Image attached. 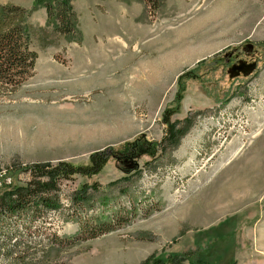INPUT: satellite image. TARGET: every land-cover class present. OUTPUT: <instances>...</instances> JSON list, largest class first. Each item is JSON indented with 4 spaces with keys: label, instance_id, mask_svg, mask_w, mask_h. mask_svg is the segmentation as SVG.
I'll list each match as a JSON object with an SVG mask.
<instances>
[{
    "label": "rangeland",
    "instance_id": "374dc122",
    "mask_svg": "<svg viewBox=\"0 0 264 264\" xmlns=\"http://www.w3.org/2000/svg\"><path fill=\"white\" fill-rule=\"evenodd\" d=\"M38 1L0 0V17L30 13L38 55L34 76L0 93V195L32 165L108 163L63 181L62 208L23 228L13 256L143 264L213 248V264H264V0H70L71 35ZM241 60L257 69L232 79Z\"/></svg>",
    "mask_w": 264,
    "mask_h": 264
},
{
    "label": "trees",
    "instance_id": "16d2710c",
    "mask_svg": "<svg viewBox=\"0 0 264 264\" xmlns=\"http://www.w3.org/2000/svg\"><path fill=\"white\" fill-rule=\"evenodd\" d=\"M38 3L39 7L46 10L47 21L56 31L68 35L75 33L77 15L70 0H39ZM26 15L29 16L30 13L17 7L8 8L6 11L3 9L0 17V93H12L34 76L38 55L30 47L28 29L24 24ZM182 93L183 91L177 98L178 103L182 100ZM174 113L176 111H169L170 115H165L167 125H170V118ZM107 163L106 153L97 152L91 156L88 165L75 166L61 162L50 167L32 165L25 169L29 175L25 186L14 187L0 195V235L3 236L0 255L3 254L9 264H35L25 261L22 257L13 256L16 252L14 248L19 245L17 237L21 236V230L25 228V234H29L30 227L32 228L36 220H41L49 213L62 208L60 186L63 181L74 176H96L103 171ZM92 189L93 186L85 185L77 191L73 198L75 204L80 206L88 203L89 190ZM11 222H15L13 228L10 227ZM82 229L81 226L80 231ZM107 231L110 229L107 228L105 232ZM13 239L16 240L14 244ZM51 244L50 248H56ZM219 257L220 253L214 254L213 248H207L177 255L166 262L157 257H150L143 264H213Z\"/></svg>",
    "mask_w": 264,
    "mask_h": 264
},
{
    "label": "flooded vegetation",
    "instance_id": "af4514ba",
    "mask_svg": "<svg viewBox=\"0 0 264 264\" xmlns=\"http://www.w3.org/2000/svg\"><path fill=\"white\" fill-rule=\"evenodd\" d=\"M246 50L247 51H245V52L250 54V53L253 52V47L251 45H248ZM233 56H234V54H233ZM233 56H231V55L229 56V59H227L228 63H230L232 61ZM253 64L256 66L255 67V70H256L257 69V63L256 62L255 63L254 62L253 63H246L245 61L241 60L238 63H233V65H232V67L230 69V77L232 79H239L241 77L250 76L253 72L251 74L246 75L245 71H246V69L248 68L249 65H253Z\"/></svg>",
    "mask_w": 264,
    "mask_h": 264
},
{
    "label": "water",
    "instance_id": "95a60500",
    "mask_svg": "<svg viewBox=\"0 0 264 264\" xmlns=\"http://www.w3.org/2000/svg\"><path fill=\"white\" fill-rule=\"evenodd\" d=\"M255 67L256 66L254 64L253 65H249L248 68L245 71V74L248 75V74H251L252 72H254L255 71Z\"/></svg>",
    "mask_w": 264,
    "mask_h": 264
},
{
    "label": "bare ground",
    "instance_id": "6f19581e",
    "mask_svg": "<svg viewBox=\"0 0 264 264\" xmlns=\"http://www.w3.org/2000/svg\"><path fill=\"white\" fill-rule=\"evenodd\" d=\"M143 28H144V27H143ZM141 29H142V28H141ZM154 32H155V31H154ZM120 43H121V45L124 44L123 42H120ZM123 46H124V45H123ZM186 55H187V54H186ZM184 56H185V54H184ZM184 56H183V57H184ZM185 57H186V56H185ZM255 163H256V160H255ZM255 163H254V164H255ZM253 166H254V165H253ZM256 170H257V168H256Z\"/></svg>",
    "mask_w": 264,
    "mask_h": 264
}]
</instances>
